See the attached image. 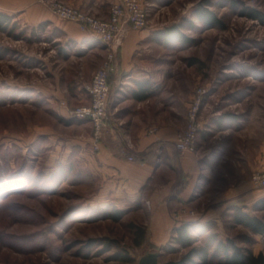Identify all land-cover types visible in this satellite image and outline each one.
<instances>
[{"label": "rangeland", "instance_id": "374dc122", "mask_svg": "<svg viewBox=\"0 0 264 264\" xmlns=\"http://www.w3.org/2000/svg\"><path fill=\"white\" fill-rule=\"evenodd\" d=\"M37 1L49 10L51 2L65 3ZM143 2L147 25L153 32L177 26L182 40L162 43L151 36L153 41L143 50L144 65L154 85L153 97L131 102V86L125 85L120 100L114 103H120L117 109L109 98L97 150L106 128L133 144L131 135L124 131L131 110L146 117L164 111L172 121L186 114L184 130L190 106L201 90L199 120L217 110L238 120H252L240 130L217 128L208 144L223 146L229 158L238 150L252 159L255 145L264 141V24L241 11L245 6L264 12V0ZM201 5L213 12L222 26L201 23L195 17ZM51 36L49 29L21 30L16 22L0 32V264H137L146 253H158L159 264L181 261L189 248L171 242L173 229L167 235L154 234L148 201L118 207L125 211L114 220L109 217L111 209L95 199L99 179L90 183L66 173L53 181L43 178V171L67 161L70 140L86 136L83 126L62 122L59 109L80 105L71 96V87L78 81L89 84L106 55L100 61L99 55L85 54L83 49L78 54L69 53L71 49L61 54ZM46 96H51V101ZM167 101L172 102V109L161 105ZM238 122L237 126L242 124ZM89 129L92 141L91 123ZM249 136L255 140L249 142ZM224 165L213 173L209 191L228 185L231 167ZM250 174L246 178L249 182ZM195 204L194 208H176L172 216L193 215L206 203L202 199ZM231 206L223 209L218 224L212 221L215 226L210 231L254 254L264 253V236L236 223ZM251 207L247 211L264 221V210ZM194 237L195 246L203 244L201 236ZM124 254L129 261L120 259ZM218 259L211 264H217ZM185 264L200 263L195 259Z\"/></svg>", "mask_w": 264, "mask_h": 264}, {"label": "crops", "instance_id": "0c3cea01", "mask_svg": "<svg viewBox=\"0 0 264 264\" xmlns=\"http://www.w3.org/2000/svg\"><path fill=\"white\" fill-rule=\"evenodd\" d=\"M63 1L105 18L114 0ZM0 12L10 16L11 23L19 24L21 30L47 32L49 29L52 35L51 42L61 54L69 49H71L69 53L78 54L83 49L85 54L99 55L101 61L106 52V46L102 42L81 31L75 23L57 17L37 0H0ZM153 31L148 25L141 30H126L117 51V71L109 78L110 105L120 100L118 97L125 85L131 86L129 88L131 102L141 103L153 97L152 95L139 101L130 95L135 82L142 80L150 82L151 73L144 65L146 54L143 49L153 41V37L151 38ZM99 64L98 62L97 68ZM87 84L85 81H78L70 89L71 96L80 105L89 101L85 90ZM151 90H154V85ZM50 97L46 96V100L51 101ZM119 104H115L114 108L117 109ZM171 104V101H167L161 105L172 109ZM131 111L124 131L131 135L134 147L123 153L124 142L119 136L121 134L106 128L101 137L99 150L95 151L90 132L87 133L90 130V123L72 120L65 108L61 106L59 109L62 122L83 126L86 131L85 137L70 140L67 157L74 155L83 168L95 179L100 180V189L95 197L98 202L123 207L129 203L141 205L143 201H148L153 212L151 227L154 234L167 235L173 228L183 223L200 225L214 221L218 224L219 215L225 207L239 202L250 206L264 199V189L253 188L249 179H246L249 173L264 164V141L255 145V155L252 159L245 152L238 150L229 158L227 153H224L223 146L215 148V145L208 144L217 128L228 126L230 130L244 129L252 122L251 117L238 120L237 117L221 115L218 110L203 115L200 119L196 153L182 154L175 151L171 144L183 130L186 114H183V119L172 121L164 111L148 117L140 112L138 114L134 110ZM238 121H242V124L237 126ZM150 128H156L155 134H148ZM254 140L249 136V142ZM130 155L136 159L128 160ZM226 156L230 162L226 161ZM224 164L231 167V170L227 171L228 185L222 184L221 188L209 191L213 185V173ZM252 164L257 167H249ZM202 199L206 204L201 211L178 220L172 216L176 208L181 206L194 208L195 203Z\"/></svg>", "mask_w": 264, "mask_h": 264}, {"label": "built area", "instance_id": "2783aa9c", "mask_svg": "<svg viewBox=\"0 0 264 264\" xmlns=\"http://www.w3.org/2000/svg\"><path fill=\"white\" fill-rule=\"evenodd\" d=\"M50 10L59 18L75 23L81 31L106 46V55L101 66L94 72L89 84L85 86L89 101L86 104L67 110L70 117L76 121H87L93 128L92 146L98 149L97 141L105 126L108 102L110 98V75L117 71V51L127 29L141 30L147 26V8L143 0H114L109 7L108 16L98 17L83 9L67 5L63 2H51ZM204 91L199 90L197 100L191 104L188 111L187 124L172 142V147L178 153L194 154L197 151L196 142L200 130V120L197 114L200 97ZM156 128H150L148 134H155ZM123 153L133 149L129 138H123ZM134 156H128L133 161ZM250 183L255 189H264V164L250 174ZM175 214V219L180 216Z\"/></svg>", "mask_w": 264, "mask_h": 264}, {"label": "trees", "instance_id": "16d2710c", "mask_svg": "<svg viewBox=\"0 0 264 264\" xmlns=\"http://www.w3.org/2000/svg\"><path fill=\"white\" fill-rule=\"evenodd\" d=\"M241 14L264 24V12L244 6ZM195 17L203 24L222 26L220 20L217 19L214 13L207 10V8L202 5L200 8L196 9ZM12 25L11 17L0 12V32H5ZM152 36L155 40H159L162 43H169L172 40L178 39H180V41L182 40L177 26L153 32ZM151 89V82L142 80L135 82V87L131 89L130 95L134 100L141 101L153 95L154 90L152 91ZM43 173V178L45 177V179H47L46 181H53L65 173L67 177L73 176V179L77 177L80 180L83 179L90 183L95 180V177L80 165L78 159L75 158L74 155L69 156L66 162L58 164L55 168L46 171V173L43 171ZM105 207L108 208V210L111 209L109 217L114 220L119 219L125 211L113 204H107ZM247 207L248 206L240 202L233 204L231 206L232 219L252 234L264 236V221L251 215L247 211ZM251 208L253 210H264V199L255 202ZM214 226V222L210 221L200 225L183 223L173 228L171 242L180 247L189 248V250L181 261L167 262L165 264L193 263L195 259H198L200 264H211L217 257H219L217 264H264V253L258 252L254 254L247 248L238 247L230 238L222 239L215 231H210ZM194 235L202 237V245H194L197 241ZM120 259L129 261L128 256L125 254L121 256Z\"/></svg>", "mask_w": 264, "mask_h": 264}, {"label": "water", "instance_id": "95a60500", "mask_svg": "<svg viewBox=\"0 0 264 264\" xmlns=\"http://www.w3.org/2000/svg\"><path fill=\"white\" fill-rule=\"evenodd\" d=\"M137 264H159L158 263V253H146L137 261Z\"/></svg>", "mask_w": 264, "mask_h": 264}]
</instances>
